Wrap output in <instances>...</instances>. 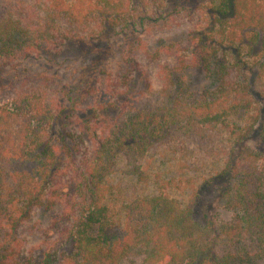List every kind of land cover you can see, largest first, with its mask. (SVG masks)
<instances>
[{"label":"trees","instance_id":"trees-1","mask_svg":"<svg viewBox=\"0 0 264 264\" xmlns=\"http://www.w3.org/2000/svg\"><path fill=\"white\" fill-rule=\"evenodd\" d=\"M26 1L41 25L0 17V61L48 44L90 40L103 29L140 21L149 10H163L171 0ZM208 15V24L195 33L192 54L159 72L146 103L136 107L133 100V108L96 123L94 150L81 171L68 166L74 148L66 136L53 132L60 103L38 90L0 105V264L264 261V63L251 71L243 57L255 47L264 57V0H218ZM190 67L211 76L216 88H178L174 77ZM250 112L249 127L233 120ZM253 131L262 138L257 147L248 145ZM164 146L182 160L197 154L224 160L222 194L237 212L230 223L208 219L202 227L191 209L165 193L125 197L124 179L145 180L144 161ZM112 177L122 180L116 184ZM58 206L54 227L62 228L69 248L36 262L24 251L26 224L36 210L54 212Z\"/></svg>","mask_w":264,"mask_h":264},{"label":"rangeland","instance_id":"rangeland-1","mask_svg":"<svg viewBox=\"0 0 264 264\" xmlns=\"http://www.w3.org/2000/svg\"><path fill=\"white\" fill-rule=\"evenodd\" d=\"M217 2L171 0L163 10L157 7L145 12L143 20L103 29L90 40L48 44L28 49L27 55L0 61V105L15 102L17 93L38 90L45 98L60 103L53 132L66 136L67 146L74 148L71 158H67L68 166L79 167L81 171L94 150L96 123L104 118L115 119L121 108H133V100L137 102L136 107L146 103L149 93L158 85L159 72L168 66L176 67L192 54L195 33L208 24L209 8ZM4 15L14 17L26 27L41 25L39 15L26 0H0V17ZM257 50V47L251 52L244 50L243 57L251 71H257L264 63V57L258 56ZM180 74L174 77L178 88L202 92L218 85L206 72L195 67L184 69ZM248 74L252 79L253 75ZM103 109L106 111L97 115ZM253 116L250 112L232 118L238 125L248 126ZM255 131L248 141L249 147H257L262 140ZM223 168V159L197 154L182 160L173 148L164 146L144 161L145 180L124 179L129 187L123 193L130 199L165 193L191 209L200 226H206L208 219L224 225L237 212L228 206L222 194ZM121 180L111 178L116 184ZM72 190L71 186L69 191ZM114 191L115 195L119 194ZM57 210L60 211V206L54 212L38 209L26 224L24 251L33 255L36 262H42L50 251L60 254L69 248L62 228L54 227Z\"/></svg>","mask_w":264,"mask_h":264}]
</instances>
